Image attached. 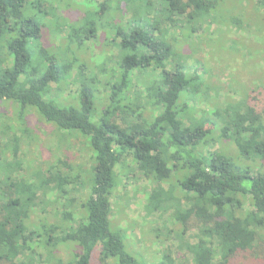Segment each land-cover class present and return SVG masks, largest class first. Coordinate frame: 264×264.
Wrapping results in <instances>:
<instances>
[{"label":"trees","instance_id":"1","mask_svg":"<svg viewBox=\"0 0 264 264\" xmlns=\"http://www.w3.org/2000/svg\"><path fill=\"white\" fill-rule=\"evenodd\" d=\"M208 1L108 0L84 13L83 25L72 28L80 43L98 34V10L104 15L111 3H117L122 13H133L125 21L123 17L111 19L113 34L105 32L108 45L115 46L119 55L117 74L103 83L106 97L99 106L96 79L87 78L82 65L77 68L79 96L64 100L53 96L52 84L63 82L74 68L71 61L41 46L32 49L34 39L46 27L43 0H33L34 15L26 13L29 0H0V55L4 58L0 102L17 103L21 118L29 108L36 109L58 130L84 138L93 157L87 177L40 163L28 171L29 179L16 175L20 164L0 160V264H35L32 256L25 260L33 251L31 243L41 240L42 245L56 233H63L59 242L73 245L70 264H91L96 251L103 264L111 260L147 264L127 250L125 235L111 221L116 171L125 166L126 152L157 183L148 196L146 212L164 215L171 210L182 226L175 239L178 251L185 248L186 264L238 263L237 259L255 254L257 249L264 257V172L203 150L208 134L202 122L188 115V99L198 93L202 77L191 73L181 58L169 64L175 55L163 27L185 24L195 31L219 3L213 0V8H208ZM255 5L264 11V0H256ZM6 61L10 64L5 65ZM156 73L159 77L147 86L148 102L142 92L131 93L134 77ZM147 103L154 107L151 113ZM217 115L218 136L234 143L248 162H264L263 115L245 100L226 106ZM171 180L175 187L166 190L161 186ZM176 188L184 194L183 200L175 196ZM41 202L60 211L65 221L59 225L65 224V228L59 230L56 223L44 222L32 229L29 214ZM75 214L80 216L78 220H74ZM191 220L196 221L198 232L193 243L184 241ZM170 233L174 230L166 238L173 239ZM157 234L161 235L160 230ZM173 254V248L165 251L158 264H174Z\"/></svg>","mask_w":264,"mask_h":264},{"label":"rangeland","instance_id":"2","mask_svg":"<svg viewBox=\"0 0 264 264\" xmlns=\"http://www.w3.org/2000/svg\"><path fill=\"white\" fill-rule=\"evenodd\" d=\"M107 1L43 0L42 7L47 10L44 17L46 27L40 37L34 39L32 49L35 51V47L41 46L49 53H56L65 61H71L74 68L72 74L64 78L63 82L52 84L53 96H60L61 100L68 96H79L81 78L78 69L82 65L85 67L86 77L96 79L98 105L104 104L106 90L103 83L111 75L117 74L119 55L115 46L108 45L109 39L105 32L113 34L111 19L115 17L120 20L123 17L121 20L125 21L133 13H122L117 3H111V10L104 15L98 10V34L90 36L82 43L75 38L72 28L83 25L81 21L84 13L101 7ZM217 1V8L211 11L201 25H196L195 31L185 24L176 28L163 27L166 30L165 38L175 55L169 64L181 58L191 73L195 72L202 77L198 93L188 99V115L191 114L202 122L208 134L203 150L229 156L239 161L242 166H251L257 172H264V162H248L241 158L235 144L220 138L217 130L220 123L217 114L222 113L226 106L243 100L264 118V11L260 8L257 10L256 0ZM213 3V0L208 1V8H213ZM157 6L159 3L156 9ZM25 9L28 14L34 15L37 12L33 0H29ZM82 36L86 37L85 34ZM1 60L4 58L0 55V65ZM9 64L10 61L5 62V65ZM158 77V73L151 77H134L131 93L137 90L142 92L144 100L148 102L146 95L151 94L147 91V86ZM146 106L148 113H151L154 107L150 103ZM19 109L17 103L0 102V160L20 164V169L16 172L19 178L29 179L28 174L33 165L40 163L46 166L54 164L71 174L87 177L93 165V157L85 139L58 130L54 123L48 122L34 108H29L21 118ZM129 153L124 155L125 166H119L116 171L118 184L111 197L113 228L122 231L127 250L141 262L162 263L164 252L173 248L174 264H186L185 248L178 251L179 242L175 239L182 226L172 217L171 210L164 215H149L146 212L148 196L155 190L157 183L138 169ZM174 182H163L161 186L169 190L175 187ZM174 194L183 200L184 194L180 189L176 188ZM188 204L183 201L186 207ZM245 206L247 209V205ZM53 208L41 202L29 214L32 229L44 222L57 225L64 222L60 211ZM77 210L80 211V208ZM79 217L75 214L74 220ZM189 224L191 227L184 241L193 243L197 241L196 221L191 220ZM59 226V230L66 227L65 224ZM157 230H160L161 235L157 234ZM172 230L174 233H170V236L173 239L166 238ZM62 235L63 233H56L53 240L46 237L42 245L41 240L32 242L33 251L27 253L25 260L28 261L32 256L35 264H70L74 248L72 243L58 241ZM99 258L96 251L91 264H103ZM238 260V263L233 264H264V257L259 249L255 254L249 252L236 262ZM105 264L115 263L111 260Z\"/></svg>","mask_w":264,"mask_h":264}]
</instances>
